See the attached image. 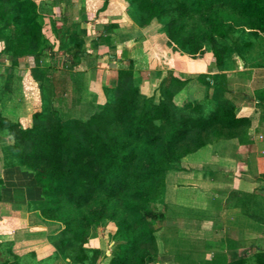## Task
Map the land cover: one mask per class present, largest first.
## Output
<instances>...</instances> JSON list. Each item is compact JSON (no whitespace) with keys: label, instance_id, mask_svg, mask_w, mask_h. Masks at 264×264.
Returning a JSON list of instances; mask_svg holds the SVG:
<instances>
[{"label":"trees","instance_id":"trees-1","mask_svg":"<svg viewBox=\"0 0 264 264\" xmlns=\"http://www.w3.org/2000/svg\"><path fill=\"white\" fill-rule=\"evenodd\" d=\"M129 2L143 14L141 25H160L167 45L184 52L186 60L199 61L210 51L220 64L228 46L218 43L229 34L233 44L241 34L248 36L236 53L244 58L245 49L264 38V0ZM52 20L48 35L36 0H0V61L13 68L31 57L39 65L22 78L26 100L34 101L27 104L28 123L0 114V131L13 139L0 157V167L22 166L33 173L42 199L29 202L27 210L39 224L49 225L46 239L52 248L39 260L34 252L15 255L10 244L0 242V264H55L62 259L92 264L96 253L86 245L92 230L102 224H111L114 231L107 264H147L158 253L156 224L164 218V207L157 210L156 204H162L165 173L180 170L184 156L214 141H247L251 118L237 117L225 97L186 101L176 108L174 97L188 80L171 70L161 79L156 99L143 97L133 83L131 61L116 69L112 87H101L100 104L81 105L82 81L73 70L84 66V31L78 25L66 26L63 14L60 26ZM47 50L59 53L68 64L44 69L40 62ZM211 78L208 87L223 89L225 82ZM34 91L44 96L32 95ZM64 101L63 111L58 105ZM76 105L95 110L85 119L67 115L63 120L62 112L69 114ZM220 259L205 264H264V250L230 263ZM185 260L184 264H201Z\"/></svg>","mask_w":264,"mask_h":264},{"label":"crops","instance_id":"crops-1","mask_svg":"<svg viewBox=\"0 0 264 264\" xmlns=\"http://www.w3.org/2000/svg\"><path fill=\"white\" fill-rule=\"evenodd\" d=\"M90 2L95 0H64V11L65 25H78L84 31L86 65L73 70L82 81L80 103L95 106L98 103L93 100V88L112 87L115 83V73L106 76L111 69V52L116 47L114 34L106 27L119 21L103 14L96 18V12L91 13L86 7ZM247 50L249 54L242 60L234 54L226 81L227 98L232 101L236 116L251 118L246 131L248 140H221L210 147L213 154L209 156L214 160H199L194 169L182 160L180 171L166 173L164 218L156 231L158 253L147 264H184L186 258L201 264L212 258L230 263L264 250V38ZM100 55L109 60L105 73L101 71V79L97 80L95 62ZM63 62L68 60L59 53L48 52L50 68H63ZM36 66L38 63L31 57L20 59L13 68L0 61V82L7 95H3L0 109L2 116L12 122L28 118L21 98L22 78ZM213 68L210 74L217 73ZM11 89H15V96L7 94ZM40 93L44 96L43 91ZM0 177V207L13 208L10 213L0 209V242L10 244L18 256L34 252L39 260L48 257L49 225L15 224V215L29 214V202L42 199L33 173L22 166H1ZM109 257L104 256L97 264H107ZM57 264L68 263L58 260Z\"/></svg>","mask_w":264,"mask_h":264},{"label":"rangeland","instance_id":"rangeland-1","mask_svg":"<svg viewBox=\"0 0 264 264\" xmlns=\"http://www.w3.org/2000/svg\"><path fill=\"white\" fill-rule=\"evenodd\" d=\"M36 2H37L38 12L41 15H43V22L47 23L45 24V30L48 34L49 28L51 27V25H49L50 21L53 19L52 21L55 20V24L57 23L56 26H60V17L62 16V14L64 16L66 15L64 11V0H36ZM86 7L89 8L88 10L91 13L96 12V14H94L96 18L102 16L103 14V17L106 18L112 17V19L119 21L118 22L119 24L114 23L113 25H109L106 27V30H109L108 32L114 34L113 36L114 44H115L114 46L116 47H113L114 50H112L111 52L112 57L110 58V60L107 59V57L104 55H100L99 59L98 57H96V59H98L95 62L96 68L98 69V70L96 69V73H95V78L97 80L101 79V71H104L105 73L104 68L107 60L111 62L110 63L111 69L106 74V76L108 75V77L114 75L118 67H126L129 64L128 61H131L130 63L132 66L133 83L138 88L140 95L143 97H152L156 99L158 97L157 88L158 85L160 84L161 79L165 76V72L167 70H171L175 72L177 76L180 77L181 79L188 80V82L184 85V87L174 97L173 101L176 108L180 109L185 104L186 101L203 100L204 102H207L210 99L214 100L217 99L218 97L227 98V94L229 93L228 92L229 88L226 86L227 84L226 74L228 70L232 69L233 67L232 60L234 54L236 53L238 54L239 51H241V50L238 51L239 49L238 47L240 46L242 50L244 48L243 41L246 38L245 35L241 34V38L238 41H236L237 43L235 44H233L234 37L231 34H229L228 40H222L218 43L219 46L221 45L228 46L227 51L223 53L224 54L223 60L220 62V64L215 63L210 51L205 52L203 59H200L199 61L186 60L187 55L184 52L171 50V46L167 45L166 38H164V31L161 30L160 25H158L157 27H152L147 29L141 25V17H143V14L139 13L136 9V6L130 3L129 0H95L94 3L91 2L88 3ZM246 39H248V36ZM250 47H248L247 49H249ZM247 49H245L244 51L245 56H248L249 54V51ZM48 52L49 55L53 54L52 51L47 50L46 52L47 55L42 58L41 66L44 69L46 68L52 69V67L50 68V66L47 64ZM240 59L242 60L241 57ZM67 64L68 62L67 63L63 62L64 66ZM85 65L86 64L84 62V66ZM113 65L115 68L112 67ZM81 67L83 66L82 65L78 66V68ZM212 67L216 69L217 73L210 74V70ZM1 74L2 71L0 68V77ZM211 75L215 76L214 80L216 81V83L218 82L219 84H221L222 82H225V85H223V89L219 91L213 86L208 87L206 85L207 80L212 79ZM214 80H210L209 82L212 84V81L214 82ZM35 85L36 84L34 82L33 86ZM31 89L33 90L34 87ZM14 90L15 89H11L10 92L7 91V94H10V96H15ZM92 92L95 93V95L93 94V100L97 101V103L100 104L103 99L101 88L100 87H98L97 89L93 88ZM31 93H33L32 95L38 94V91L37 92L34 91ZM1 98H3V96ZM21 98L22 101L25 103L24 107H25V112L27 114L28 112L27 104L31 105V103H34V101L30 100L31 103L30 102L28 103V101L26 100V94L24 93L23 90L21 92ZM64 102H61L59 103L60 105H58L59 107H62V110L63 108H65L64 110H66V102L65 103ZM94 110L95 109L88 108L87 106L82 107L81 105L80 106L76 105L73 107V110L71 108L70 112L67 111V113L69 114L66 113L64 114V112H62L63 113L62 119L64 120L65 118H68L67 115H71L75 118L85 119ZM0 114L2 115L1 109H0ZM23 123H25L26 125V123H28V120L26 119ZM219 141L221 140L214 141L211 144H208L203 148L199 149L198 151L184 156L182 158L183 161L182 160L181 161L187 165H190L191 168L194 169V167H196L195 163L197 161L203 159L206 160L210 159L209 155L213 154V152H211L210 150V147L213 146V144L218 143ZM8 144L9 145L13 144V139L10 136H8L7 133L0 131V157L2 154L6 152L7 150L6 146ZM211 160H214V158L212 157L210 161ZM198 165L201 164H197V167ZM180 170H174V171H180ZM166 173L164 177V187H165ZM162 195H164V188ZM162 201H163V196H162ZM162 206L164 207L163 203L162 204L157 203L156 209L161 210ZM0 209L1 210L7 209L6 212L9 213L10 211L13 210L12 207L7 208L6 206L0 207ZM28 213L29 214L27 216H22V217L21 216L18 217L15 215L14 216L15 224L18 226L20 225L24 226L28 224H39V222L32 214V212L28 211ZM160 225L161 222L156 224V230L160 227ZM113 232L114 231L111 224H105V225L102 224L92 230L86 245V248L88 250H91L92 253L93 252L96 253L95 259L92 264H97L98 261L102 260L104 256H107L110 253L114 244V240L112 238ZM49 248H50L49 251H52L50 245ZM46 252L44 253L46 254ZM3 254H4L3 251H0V259L2 258ZM62 260L68 262L65 259ZM55 264H57V262H55Z\"/></svg>","mask_w":264,"mask_h":264}]
</instances>
